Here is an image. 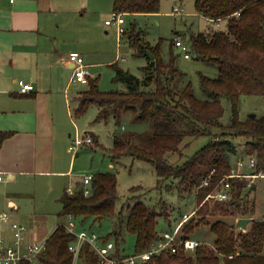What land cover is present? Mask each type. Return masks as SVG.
<instances>
[{"label":"trees","instance_id":"1","mask_svg":"<svg viewBox=\"0 0 264 264\" xmlns=\"http://www.w3.org/2000/svg\"><path fill=\"white\" fill-rule=\"evenodd\" d=\"M160 2L114 0L113 9L124 13L157 12ZM195 6L205 18L226 22L212 31L190 34L189 55L217 66L214 76L199 73L204 97L196 95L192 81L178 67L172 44L163 55L159 45H151L140 33L129 29L128 39L135 54L147 59L141 67L142 75L114 62V79L124 83L125 88L108 90L101 89L98 79L89 76V87L81 96L78 111L84 112L95 103L100 107L98 120L114 118L119 125L125 115H130L133 122L147 123L144 131L114 133L113 145L106 151L110 159L132 157L149 162L158 175V187L167 186L170 180L169 190L174 186L179 193H196L197 204L182 225V234L191 236L204 222L215 235L211 247L201 242L191 254L180 248L156 254L144 264H264V219L252 218L250 227L239 233L234 223L223 218L209 221V217L219 214L252 215L256 209V200L248 197L256 186L246 177L228 175L233 169L231 155L237 152V135L248 138L247 153L257 160L253 172L264 170V115L239 118L242 95H264V0H195ZM223 99L230 104L227 126L233 130H215L223 126ZM92 136L97 143L96 136ZM188 136H208L209 140L184 161L173 163L170 153H180L181 142ZM84 188L82 181L72 192L65 188L59 215L80 218L81 224L89 219L96 222L111 218L115 227L101 240H113L116 257L148 250L165 230L158 228L159 218L170 219L166 201L148 203L141 194L134 193L139 186L132 188L134 194L129 199L133 203H120L118 177L113 171L93 173L90 193L85 194ZM215 188L226 190L228 198H206ZM171 223L169 227L174 228ZM129 235L134 237L132 248L126 247ZM74 240L75 234L65 224H58L47 239V248L38 255V264H72L74 252L69 245ZM78 258L80 264H102L87 242ZM21 264L36 263L24 260Z\"/></svg>","mask_w":264,"mask_h":264},{"label":"crops","instance_id":"2","mask_svg":"<svg viewBox=\"0 0 264 264\" xmlns=\"http://www.w3.org/2000/svg\"><path fill=\"white\" fill-rule=\"evenodd\" d=\"M113 1L0 0V171L5 177L0 181V234L7 240L12 238V231L2 220L4 213L27 224L33 238L45 234L44 219H37L34 212L25 221L20 220L25 217L24 198L33 195L29 190L40 178L69 175L65 169L68 153L73 157L80 150L74 152L69 145L82 135L73 114H84L78 107L85 90L76 89L87 83L75 75L69 53L79 50L89 71L96 65L89 56L101 51L97 35L108 26L106 20L114 13ZM90 77L98 78L91 73ZM20 80L32 83L34 88L22 92ZM95 105L99 112L100 107ZM70 123L77 130L75 136L67 132L72 130ZM88 126L82 128L85 133L96 136ZM95 144L109 149L99 140ZM82 177L65 185L64 190L74 188ZM56 215L58 221L52 231L73 217L59 212Z\"/></svg>","mask_w":264,"mask_h":264},{"label":"rangeland","instance_id":"3","mask_svg":"<svg viewBox=\"0 0 264 264\" xmlns=\"http://www.w3.org/2000/svg\"><path fill=\"white\" fill-rule=\"evenodd\" d=\"M175 7L179 9V12H175ZM126 28L123 33V37L120 36L116 25H108L106 29H103L101 33H98L97 45L101 48L100 53L90 55L89 59L92 62H96V65L91 67V75L98 77L99 87L103 90L112 88L124 89V83L115 81V69L113 63L116 62L119 66L129 69L133 73L141 76V67L147 61L145 56H138L130 44L128 39L129 29L134 30L136 33H140L141 36L151 43L153 46L159 45L163 55L168 53L170 44H172L175 53H177L176 63L180 69L186 72V77L192 81L194 91L197 96L204 97V92L200 85L199 73H205L211 76L217 74V66L215 64L208 63L203 60L196 59L192 53L190 57H185V51L174 44L175 37L180 35L183 40L189 44L190 53V34L192 32L199 31H212L214 27H223L225 21L222 20L217 23L214 20H209L203 15H200L195 6V0H161L160 8L157 12H140V13H125L124 14ZM109 17V16H108ZM89 87V82L80 84L76 91L86 90ZM223 105L225 108L222 123L223 126L216 128L215 130H233L228 124L230 123L231 108L226 99H223ZM75 102L72 101V106ZM75 107V106H74ZM251 112H255V116L264 115V95H242L239 107V118L246 120ZM98 109L95 104L89 105L84 111V114L76 113L74 111V120L81 130L79 134H84L85 130L82 128L89 124L99 142L107 148L112 147V135L117 132L123 131H144L148 128V124L145 122H133L130 115L125 116L120 125H116L113 118L109 120H98ZM72 127L73 136L77 133L74 129V125L68 124ZM122 125L125 127L122 128ZM74 129V130H73ZM209 140L208 136H199L197 138L188 136L181 142V150L179 152L170 153V161L182 162L189 155H192L197 149L206 144ZM248 138L245 136H235L234 141L237 143V152L231 155L232 172L248 174L252 170L249 166V158L251 154L247 153ZM72 153H68V160L66 170L69 171V175L58 177L51 175L50 177H42L36 185L30 189L33 195L26 196L24 198L26 202L25 214L21 221H25L28 214L34 212L37 219H44L43 231L45 234L41 239L47 238L56 222L58 221L57 212H60L62 205L58 198L62 194L65 185H72L73 180L83 176L84 174H93L97 171H113L118 177V190L121 196V202L133 203L131 196L132 188L139 186L138 190L134 193L141 194V198L151 204H159L160 199L166 201V210L170 212V219L163 217L159 218L158 228L169 229L170 222L172 226H176L177 222L181 220L183 213L192 211L197 204L196 193L194 192H182L179 193L173 186L170 190V180L166 183L167 186L158 187V175L156 173L153 164L140 160L133 159L132 157H124L120 161H111L108 153L96 145L94 142L82 146L77 154L71 157ZM242 158V164L238 163ZM246 177L249 179L250 184H254L256 187L250 191V198L256 200V209L252 215H216L209 217L210 223L218 218H223L230 223H234L236 227V233L247 230L251 221L247 224L246 228L237 225V220L240 217H254L255 219L264 218V176L249 177L244 175H237ZM165 183V184H166ZM248 188V187H247ZM133 193V194H134ZM160 200V201H159ZM119 203V205H120ZM213 203V201H211ZM19 219V218H18ZM76 225L75 230H94L100 237H107L110 231L115 227L111 218L103 219L102 221L92 222V220L86 221L81 224L80 218H73ZM66 220V219H65ZM191 237L199 239L201 242L211 247L215 235L210 229V225L203 223L196 226ZM134 244V237L132 235L127 236L126 247L132 248ZM191 254V252H188ZM80 260H77L79 263ZM137 264H144L138 262Z\"/></svg>","mask_w":264,"mask_h":264},{"label":"built area","instance_id":"4","mask_svg":"<svg viewBox=\"0 0 264 264\" xmlns=\"http://www.w3.org/2000/svg\"><path fill=\"white\" fill-rule=\"evenodd\" d=\"M175 12H179V9L175 7ZM124 12H115L113 15L106 20L108 25H116L120 36L125 32L126 28ZM238 14V13H237ZM209 20H214L207 18ZM220 20H217L219 24ZM176 46L180 47L185 51L184 56L189 57V45L183 40L180 35L175 37ZM69 59L75 65V75L77 78L84 82L88 81L90 76V71L88 64L83 60V54L79 50H73L69 53ZM20 90L22 92L31 91L34 85L30 82L20 80ZM93 136L90 133H84L82 135H77L69 145V149L72 151H77L82 146L93 143ZM242 158L239 159L238 163L242 164ZM257 164L255 156H250L249 166L254 170ZM234 175H244L249 177L264 176V170L260 169L258 172L251 171L248 174H241L232 172L228 176ZM4 174L0 171V181L4 180ZM92 180V174H84L81 181L85 184L84 193L89 194L90 183ZM207 179L203 180V183H207ZM69 192L73 191L72 187L68 188ZM206 198H214L216 200H224L228 198V193L224 189H214L210 192ZM192 212H185L182 218L174 228H169L163 230L159 239L153 242L148 250L128 254L122 257H116L113 255L114 242L109 240L107 242H102L101 237L94 230H75V221L73 217L70 218L69 222L66 224V228L69 232L75 234L76 240L70 243L69 249L74 252V261L72 264L77 263L79 260V252L84 243H89L93 249L99 254L102 264H137L138 262H145L146 260L152 258L156 254L162 252H176L178 249L182 248L187 253L192 252L201 243L199 239L193 238L191 236H183L182 225L191 216ZM2 220L9 223L10 229L12 231V238L7 240V238L0 234V264H21L24 260L32 261L38 264V255L45 251L47 248V238H33L31 235L30 227L14 219L10 213H4L2 215ZM233 255H229L232 257Z\"/></svg>","mask_w":264,"mask_h":264},{"label":"water","instance_id":"5","mask_svg":"<svg viewBox=\"0 0 264 264\" xmlns=\"http://www.w3.org/2000/svg\"><path fill=\"white\" fill-rule=\"evenodd\" d=\"M153 57V54H150ZM255 112H251L250 116H254ZM252 220V217H240L237 220V225L246 228L247 224Z\"/></svg>","mask_w":264,"mask_h":264}]
</instances>
